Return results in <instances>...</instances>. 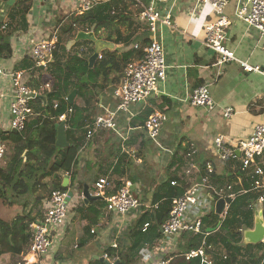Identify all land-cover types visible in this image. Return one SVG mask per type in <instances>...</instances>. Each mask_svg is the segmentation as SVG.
Wrapping results in <instances>:
<instances>
[{
  "label": "crops",
  "instance_id": "obj_1",
  "mask_svg": "<svg viewBox=\"0 0 264 264\" xmlns=\"http://www.w3.org/2000/svg\"><path fill=\"white\" fill-rule=\"evenodd\" d=\"M97 1L100 5L93 9V13V10L81 13L75 1L71 0H0V26L12 34L13 51L9 58L0 56V70L3 72L0 75V135L12 132L10 110L14 88L10 75L16 71L30 70L34 80L42 74H48V71L42 69H32L34 61L29 50L34 42L58 31L63 48L67 38L84 32L88 41L97 39L113 46L105 47L101 55L116 51L121 56L136 52L134 46L137 44L145 46L150 43L153 36L139 19L141 5L149 0ZM194 1L170 0L159 5L163 14L171 13L174 27L159 24L156 33V38L164 47L168 64L166 79L160 84L158 93L147 103L133 105L128 112H120L116 129L97 132L92 140H84L80 149L73 147L72 140L69 142V155L57 177L62 183L69 178L68 191L73 192L74 198L70 201L71 211L67 224L56 234L52 250L44 259L45 264L104 263L101 259L115 263V260L107 258L108 249L113 247L127 253L132 248L131 229L140 212L120 215L110 213L106 208L107 198L115 195L120 182H131L134 192L147 198L142 203L143 208L153 213V207L165 201L168 189L164 185L172 178L176 177L172 180L178 184L184 183L187 192L192 191L202 197L209 194L208 186L219 190L237 182H230L229 178L237 179L239 163L236 166L235 163L224 165L214 149V141L219 136H224L230 143L247 140L256 126L264 124V76L246 73L236 62L221 64L220 55L205 45L204 26L216 20L215 11L207 5L196 8ZM240 1L230 0L226 13L231 18H234ZM105 6L107 9L103 8ZM106 22L110 24L95 31L96 24ZM90 43L93 48L97 46ZM72 45L73 42L69 43L67 49L65 47L66 51L70 52ZM225 46L240 60L264 68L263 41L256 30L243 22L233 23ZM199 85L210 86L215 102L213 110L190 106L188 98ZM117 86L115 84L104 90L89 91L95 98L89 105L86 132L97 117L115 110L117 100L114 91ZM52 90L53 83L46 91L42 90L40 98H47V93ZM77 98L78 94L73 104L78 109L85 108V102ZM227 109L233 111L230 118L224 117ZM155 112L163 113L165 119L160 136L152 140L144 125ZM68 127L66 122L67 130ZM75 162L77 183L72 187L73 178L71 174L67 177L66 173L69 169L72 173ZM208 165L213 168V174H208ZM102 177H108L111 184L106 197L98 196L95 186ZM53 178L51 176L46 183L52 184ZM79 186H83L81 193ZM85 187L88 188L90 200L84 199ZM8 209L14 210L10 216ZM2 210L7 218L2 216ZM44 211V203L36 202L26 208L20 205L2 206L0 219L11 222L19 215L26 214L38 220L43 217ZM256 213L254 210L253 226L244 227L243 231L255 229ZM243 242L245 248L252 251L251 244L245 238ZM178 243L179 239L175 237L168 247L173 249V245ZM158 253L155 249L144 250L139 258L140 263L156 261L161 257ZM21 260L22 255L14 257L8 253L0 257V264H16Z\"/></svg>",
  "mask_w": 264,
  "mask_h": 264
},
{
  "label": "built area",
  "instance_id": "obj_2",
  "mask_svg": "<svg viewBox=\"0 0 264 264\" xmlns=\"http://www.w3.org/2000/svg\"><path fill=\"white\" fill-rule=\"evenodd\" d=\"M43 1V0H39ZM75 1L81 13L91 12L100 4L97 0H71ZM170 0H149L141 5L140 21L147 26L153 38L146 45L142 52V57L132 60L125 69L124 77L116 87L114 95L119 99L116 111L108 112L107 115L99 116L94 123L88 127L86 140L90 141L97 132L104 129H116L117 116L120 112H128L133 105L147 103L159 91L160 84L165 81L168 70L165 50L162 43L156 38L158 25L163 24L174 27L171 13L163 14L159 5L166 4ZM195 7L211 5L215 11L216 20L204 26L206 34L205 45L219 54L221 64L236 62L246 73H257L264 76V68L253 66L247 61L240 60L235 53L225 46L227 34L235 21H241L248 27L256 30L263 41L264 47V0H241L234 13V18L227 15L226 9L230 0H195ZM140 4V3H139ZM60 44V34L54 31L49 37L34 42L29 50V54L34 61L32 69H42L49 71L54 63V53L58 51ZM140 45H135L134 50L138 51ZM102 55H99V59ZM31 71L21 70L12 73L11 81L14 88L13 101L11 104V131L23 132L28 124L36 116L34 112V102L40 97L42 90L46 91L51 86L49 84L37 89L34 80L31 78ZM0 75H3L0 70ZM188 102L194 108H204L213 110L215 102L212 97L209 85H200L194 89ZM57 108V105H56ZM74 113V108H68L66 114L58 120L59 123L67 122V119ZM232 109L225 111L224 117L230 118ZM164 115L155 112L150 115L145 122V130L152 140H156L163 129ZM214 149L218 153L220 160L225 164L239 163L237 168V182L234 184H249V189L243 191L244 194L256 192L258 199L255 202V210L262 214L264 221V124L256 126L252 135L244 141L230 143L224 136H219L214 141ZM7 146L0 139V160L4 158ZM208 174H213V168L207 166ZM189 174V173H188ZM67 177L69 173H66ZM207 184L206 179L204 180ZM172 186H180L176 181L171 182ZM98 196L106 197L111 188L108 177L100 178L96 183ZM210 195L202 197L194 192H187L184 196L173 201L170 218L163 224L161 230L165 236L164 242L159 247L158 254L167 255L172 247H168L169 242L182 232L202 234L205 238L210 234L204 225V218L213 208L215 202L211 193L221 198H231L234 200L236 194L233 190V183L228 184L224 189H217L208 186ZM132 183H126L117 194L106 200V208L110 213L128 215L138 211L143 204L134 195ZM218 201V200H217ZM48 209L41 219L29 224L28 231L31 236L28 251L22 255V260L16 264H45V260L53 246L54 238L58 231L62 229L68 221L71 206L68 192L55 191L48 200ZM157 210V206L153 207ZM229 208V206H227ZM228 210V209H227ZM206 212V215L204 214ZM226 210L224 215L226 214ZM223 215V216H224ZM148 227V226H147ZM146 227V228H147ZM242 232H244L242 230ZM264 242V241H263ZM162 246L166 247L164 249ZM206 240L198 250H192L186 256L188 260L201 258L203 263L212 264ZM151 264H170V260L158 257ZM264 264V263H262Z\"/></svg>",
  "mask_w": 264,
  "mask_h": 264
},
{
  "label": "trees",
  "instance_id": "obj_3",
  "mask_svg": "<svg viewBox=\"0 0 264 264\" xmlns=\"http://www.w3.org/2000/svg\"><path fill=\"white\" fill-rule=\"evenodd\" d=\"M109 24V22L96 24L95 31L98 32ZM11 35L9 30L2 29L0 26V56L5 58H9L13 54ZM110 41H112L111 37ZM145 46L141 45L138 51L127 53L124 56L116 51L103 53L102 59L91 68L90 57L80 58L74 55L72 50L66 51L65 47H61L60 41L58 51L54 53L55 61L50 66L48 74H42L38 79H34L35 87L40 88L46 84L50 85V80L54 77L53 90L46 95L48 102L45 104L40 97L36 99L33 105L36 118L28 124L25 131L0 135L1 141L7 146V152L4 158L0 160V208L14 205L26 208L32 202L44 203L47 208L48 200L53 192H68V188H63L62 181L58 180L57 173L63 167L70 148L64 150L56 146L58 135L56 126L59 123L58 119L66 114L70 106L69 96L77 90L79 100H83L86 104V107L81 109L73 104L74 113L67 119L71 128L69 130L68 127L67 130L68 141L72 140L73 147L80 149L86 140L87 132L85 129L88 125L89 105L91 100L95 98V95L90 94L89 91L96 90L95 83L99 87L97 90H104L108 86L119 84L124 70L132 58L142 57ZM134 53L136 54L134 55ZM63 59H65L64 62ZM81 76L86 77L87 81L81 82L79 80ZM100 80H102V84L99 85ZM91 82L93 86H91ZM82 158L84 159V157ZM76 162L72 168V173L70 169L68 171L73 178L72 187L77 183ZM230 164L226 165L229 166ZM117 170L120 172L119 167ZM51 176L54 177L52 184L46 183V180ZM172 179L167 185H164L168 192L165 194V201L162 200V204H158L155 213L146 210L143 206L137 211V213L140 212V215L131 229L132 248L125 253L112 247L107 251L108 259L115 260V262L119 261V264H137L144 250L153 251L155 249L156 252L158 251L161 244L166 240L161 228L170 218L173 200L187 193V186L184 183L173 187L171 182L176 177ZM229 180L235 182L237 179L232 177ZM124 185L122 182L118 183L115 194ZM249 187L250 185L246 183L244 185L233 183L232 191L236 194V198L223 218L217 221V218L212 219L209 215L203 219L206 229L221 224L216 232H210L206 238L202 234L182 232L176 236L179 243L173 245L175 251L171 249L167 255L161 256V258L169 259L170 264H208L203 263L201 258L192 260L186 258L189 251L200 249L203 241L206 240L207 247L213 248L209 250L212 264H260L261 258L252 257L248 262H245L241 256L243 248L242 230L244 227H251L249 220L254 215L255 202L258 199L256 192L243 193ZM78 190L81 193L83 186H79ZM211 194L214 201L220 199L213 192ZM134 195L141 203L147 200L144 195L141 196L135 192ZM35 221H37L36 218L26 214L19 215L11 222L0 219V257L8 253L16 257L28 251L31 241L28 227L30 223Z\"/></svg>",
  "mask_w": 264,
  "mask_h": 264
},
{
  "label": "water",
  "instance_id": "obj_4",
  "mask_svg": "<svg viewBox=\"0 0 264 264\" xmlns=\"http://www.w3.org/2000/svg\"><path fill=\"white\" fill-rule=\"evenodd\" d=\"M92 38V37H90ZM98 46V53L94 54L91 58H90V67H93L95 65V63L97 62V60L99 59V55L101 54V52L104 50L105 47H113L110 44L104 43V42H99L97 44ZM78 94V91H74L68 98V101L70 104L74 103V100L76 98ZM42 99L44 100L45 104L47 103V98L46 97H42ZM57 128V140H56V146L61 148V149H67L69 148L70 144L68 141V137H67V129H66V122H61L60 124H58L56 126ZM14 133H16L15 131H13ZM53 166V163H52ZM51 166V168H52ZM63 188H69V178H67L65 181H63L62 183ZM68 196H69V201H71L74 198V194L71 191H68ZM84 199L85 200H90L91 197L88 193V188L85 187V191L83 193ZM232 199L231 198H221L218 201L215 202V211L216 214L219 216H223L225 213V210L227 208V206H230L232 204ZM220 227V226H219ZM217 228H211L208 229V232H215ZM162 232V231H161ZM244 238L247 240V242H251L253 245H257L261 242L264 241V221L262 219V214L261 213H256V225H255V229L252 231H247L245 232ZM105 264H119V261L115 262V263H110L109 261H107L106 259H101Z\"/></svg>",
  "mask_w": 264,
  "mask_h": 264
},
{
  "label": "rangeland",
  "instance_id": "obj_5",
  "mask_svg": "<svg viewBox=\"0 0 264 264\" xmlns=\"http://www.w3.org/2000/svg\"><path fill=\"white\" fill-rule=\"evenodd\" d=\"M207 6L209 8L212 7L211 5H207ZM103 8H106L107 9V6H105ZM111 13H112V11H111ZM86 35L87 34L84 33V32H79L77 34V36H71L69 39L67 38L68 40L66 39V42L64 43V46L63 47H66V49H67V45L69 43H72L73 42L72 50H73V54L74 55L79 56L80 58H82V57L83 58H85V57L86 58H88V57L91 58L94 54L98 53V46H96L95 48H93V47H91V45H90L91 43L90 42H92L93 44H96L97 45L100 42V40H97V39H94L93 40V39H91L90 41H88ZM75 41H76V43H75ZM63 58H64V56H63ZM63 61H65V60L63 59ZM79 80L81 82H86L87 81L86 80V77H82V76H81V78ZM52 83H54V79L53 78L50 80V84L51 85H52ZM95 84H96V90H97L99 87H98V84L97 83H95ZM91 86H93V83L92 82H91ZM77 100H79V98ZM116 100L119 102V99L116 98ZM117 107H118V103L116 102V108H115L114 111L117 110ZM93 113H95V111H93ZM222 163L225 165L224 162H222ZM236 165L237 164L235 163L234 166H236ZM208 195H210V194H208ZM8 212H9V215L8 216H10V215H12V213L14 212V210L8 209ZM1 214H2V216L6 217V218L8 217V216H5L3 210L1 212ZM204 214L206 215V212H204ZM207 215L208 216L211 215V218L212 219L213 218H217V221H219L220 218H223V217H221V216H219V215L216 214L215 205L213 206V208L209 209V212L207 213ZM249 221L252 222L251 223V227H252L253 226V221L255 222V214L253 215V217ZM212 228H216V227H212ZM207 231H208V229H207ZM244 235L245 234H243V239H244ZM247 243H250L251 244L252 251L249 252V250L245 248V245H244V242H243V244H242L243 248H242V251H241V253H242L241 256L243 257V260L245 262H248L250 258L256 257V258H261L262 259L261 262H260V264L264 263V242H261V243H259L257 245H255V244L253 245L249 241ZM96 264H103V263L98 262ZM137 264H141L139 259H138V263Z\"/></svg>",
  "mask_w": 264,
  "mask_h": 264
},
{
  "label": "clouds",
  "instance_id": "obj_6",
  "mask_svg": "<svg viewBox=\"0 0 264 264\" xmlns=\"http://www.w3.org/2000/svg\"><path fill=\"white\" fill-rule=\"evenodd\" d=\"M58 124H60V123H58ZM232 202H233V201H232ZM138 211H139V210H138ZM136 212H137V211H136ZM136 212H135V213H136ZM221 217H223V216H221ZM219 226H221V224H220ZM219 226H217L216 228L219 229V228H220ZM208 229H211V228H208ZM217 229H216V230H217ZM161 231H162V230H161ZM215 232H216V231H215ZM243 234H245V231L243 232Z\"/></svg>",
  "mask_w": 264,
  "mask_h": 264
}]
</instances>
